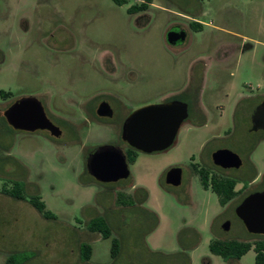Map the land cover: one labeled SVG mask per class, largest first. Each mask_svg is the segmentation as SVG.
I'll use <instances>...</instances> for the list:
<instances>
[{
    "label": "rangeland",
    "instance_id": "1",
    "mask_svg": "<svg viewBox=\"0 0 264 264\" xmlns=\"http://www.w3.org/2000/svg\"><path fill=\"white\" fill-rule=\"evenodd\" d=\"M141 2L149 3L145 14L130 11ZM134 21L153 22L142 30ZM164 21H200L202 28L191 30L187 47H170L163 37ZM103 55L113 56L129 72H140L137 105L156 102L164 89L181 87L191 69L198 72L203 66L205 121L184 123L165 151L129 149L135 158L130 176L105 187L88 181L83 147L119 140L112 132L92 126L77 141L72 134L53 141L41 130L14 129L1 116L0 264L22 251L30 258L22 264H256L254 247L240 259L210 251L216 238L255 241L264 236L251 235L241 223L230 233L221 228L225 207L203 186L194 165L217 177H245L231 206L264 189V129L251 128L254 106L264 98V0H0L2 110L15 97L35 93L48 97L50 110L69 121L73 103L63 102L60 111L52 101L58 96L54 91L69 89L70 72L80 76L78 87L71 89L88 90L91 82L101 80L90 72L101 70ZM224 56L228 59L220 61ZM216 143L227 144L250 164L248 175L216 167L211 159L221 145ZM176 165L183 169L182 182L170 187L164 174ZM13 180L24 183L27 196H40L54 218H43L27 200L4 194ZM120 191L136 197L135 210L142 217L137 227H117L121 213L134 209L114 206ZM98 202L119 216L109 238L86 229L93 214L89 207ZM114 237L121 241L116 258ZM82 242L92 249L88 261L80 257Z\"/></svg>",
    "mask_w": 264,
    "mask_h": 264
},
{
    "label": "flooded vegetation",
    "instance_id": "2",
    "mask_svg": "<svg viewBox=\"0 0 264 264\" xmlns=\"http://www.w3.org/2000/svg\"><path fill=\"white\" fill-rule=\"evenodd\" d=\"M140 4V3H139ZM149 7V3H147L146 7L138 8L137 10L133 12H140L141 14L146 13V9ZM141 16V15H140ZM136 25L139 28H142V30L148 29L150 24L153 21H134ZM201 22L200 21H172V22H163V26L165 27L164 30V39L165 42L167 43L168 46L173 47V46H180L182 48H185L189 45L191 42V30L192 29H198L202 28L201 27ZM204 57H202L200 60L203 61ZM99 61H101V64L103 65L101 67V70H92L90 72V75L94 76H101V80L99 81H94L91 82L89 85L88 90L84 89H71L72 88H77L75 79L76 76L80 78L79 75L75 73H67L66 77V83L68 84L67 88L70 89V91L62 90L59 88L54 91V95H58L55 98H52L53 103H56L57 108L61 111V106L63 102H72L73 103V110L69 114V121H65L66 119L62 118L61 114H55L53 113L48 105V97H43V95L35 94V93H30V94H24L15 97L7 106L5 109L0 108V117H4L6 123L11 126L5 117L4 112L9 108V106L19 98L23 96H34L36 97L42 104V108L44 111V115L50 121L54 126L58 127L59 133L54 135L52 134L50 129H36L34 131H25L27 133H32L38 130L44 131L45 134L48 136L50 140L53 141H59L62 138H66L68 135L72 134L75 136L74 140H79V136L81 132L87 133L88 131H91V127L95 126V128L99 131L104 130V131H110L112 132L115 136L116 139L118 138L119 140H112L108 142H99L96 144H93L89 147H83V167L85 170V173L87 174V179L88 181L96 182L98 184H102L105 187H110L113 185H116L118 183H121L122 181L126 180L127 178L124 179H119L117 181H101L97 180L93 175L90 174L89 172V166H88V160L94 155H96V151H99L102 149L104 146H114L118 149V151L121 152L125 156L126 162L129 167V163L134 161L135 158L133 155L130 154L129 149H135L138 151H141L133 146H131L128 141H126L123 138V127L125 124V121L127 118L132 114L133 111L136 109L140 108L142 106L141 104L137 105L136 104V97L138 96L136 92V85H138L137 81L140 76L139 71H131L124 69L123 67H119V65L114 61V57H108L106 55H103L102 58H99ZM120 62L123 63L122 59L120 58ZM196 74V77H195ZM111 78L113 81L108 82L107 79ZM207 79V73L204 72V68L202 66V69H200L198 72H194L193 69H191L186 76V81L183 83L181 87L170 85V87L167 89H164L159 97V99L156 102H169L173 100H181L187 103L188 105V117L183 121L181 126L184 123H190L195 126H200L199 124L200 120L205 121V111L202 108L201 104V93L203 90V87L205 86V81ZM49 84H57L52 81H47ZM58 86V85H57ZM71 86V87H70ZM263 96V95H262ZM262 101H264V98L260 99V101L254 106V109L252 111H255L257 108V105L260 104ZM153 103V102H152ZM145 105V104H144ZM199 106V108H198ZM252 119V116H251ZM203 121V122H204ZM253 126V123H252ZM12 127V126H11ZM14 128V127H12ZM253 129V127H251ZM16 129V128H14ZM21 130V129H17ZM254 130V129H253ZM260 130V129H259ZM258 131V130H255ZM261 131V130H260ZM179 132V131H178ZM178 134V133H177ZM74 138V137H73ZM176 140V139H175ZM216 141H224L223 139L216 138ZM232 140L230 139L228 142H231ZM175 142V141H174ZM213 142V140L209 141ZM208 142V143H209ZM220 145L221 143H216ZM173 145V144H172ZM171 145V146H172ZM170 146V147H171ZM169 147V148H170ZM230 149L234 151L232 148L227 146V144H221L218 148L212 151L211 153V159L212 162L214 163L213 160V153L219 149ZM167 150V149H166ZM165 151V150H164ZM143 152V151H142ZM161 152V151H160ZM235 152V151H234ZM236 153V152H235ZM202 158V156H201ZM200 158V161L202 159ZM101 160H107V157L102 156L99 158ZM242 165L239 168H224L220 165H217L214 163L216 167H218L222 171H227V170H235L238 172L243 173L244 175H248V172H250V167L251 165L246 163L244 160H242ZM98 165V163H95ZM199 166V165H198ZM196 166L194 165L195 170L199 173L200 178H202L200 171H208L209 174V179L211 180L212 178H215V174H210L209 169H205L203 166ZM173 167H181V166H172ZM169 168L166 170L164 174V182L168 186L172 187L174 185L168 184L167 183V172L171 169ZM182 168V167H181ZM252 168V167H251ZM130 170V169H129ZM182 174H183V169H182ZM130 176V175H129ZM222 177H228V178H234L237 180L236 185H235V191L236 186L240 180H244L245 177L238 178V177H229V176H223ZM219 177V178H222ZM202 182V179H201ZM264 183V180H263ZM264 190V189H262ZM262 190H254L250 192L249 194L256 192V191H262ZM124 195L130 196V194H126L125 191H120ZM119 193V192H118ZM248 194V195H249ZM237 194H235L231 199H229L225 204L221 203L225 207V215H227L226 219L224 222L221 224V228L225 231H228L230 233L232 228H237L239 227L240 223L245 227L247 230L248 228L246 227L244 221L239 217L237 214V207L242 203V201L248 196H244L237 204L231 206V203L234 201L235 197ZM133 197V196H132ZM134 198V197H133ZM136 198V197H135ZM134 198V199H135ZM127 203H119L116 200L117 205L115 204L114 206L117 209H120L123 207L126 208H132L134 207L133 210L127 211V212H122L120 217L121 218V226H117V215H115L114 210L110 205L104 204V202H98L93 206H90V210L93 212V214L88 218V221L86 222V229L89 232H97V231H92L89 229L90 222L93 219H96L98 217H102L106 224L111 228L112 233L113 229L117 226L118 228H126L130 229L133 227H137L138 224L142 222V217L140 216L139 212L135 210V207H138L136 205V199L135 202L132 204L129 202V199H127ZM233 208V211L230 212V209ZM237 220L238 222L236 223L235 226H232L233 220ZM135 221V225H132V222ZM228 223V229L224 227L225 224ZM78 231L82 229V227L77 228ZM249 231V230H248ZM250 232V231H249ZM99 233V232H97ZM101 234V233H99ZM251 235H261L264 236V234H257V233H252L250 232ZM221 240H238V241H251V240H240L237 238H218ZM257 241V240H255ZM251 241V242H255ZM85 243V242H82ZM255 249V245L253 246Z\"/></svg>",
    "mask_w": 264,
    "mask_h": 264
},
{
    "label": "water",
    "instance_id": "3",
    "mask_svg": "<svg viewBox=\"0 0 264 264\" xmlns=\"http://www.w3.org/2000/svg\"><path fill=\"white\" fill-rule=\"evenodd\" d=\"M7 122L16 129L34 131L50 129L59 133L46 116L41 102L34 96H23L14 101L4 112ZM188 117V105L181 100L153 102L140 106L127 118L123 138L145 152L153 153L168 149L175 141L183 121ZM253 129H264V101L252 114ZM102 156L107 160H101ZM214 163L224 168H239L242 158L230 149L213 153ZM95 163H98L96 165ZM89 172L97 180L117 181L129 177L130 170L125 156L114 146H104L88 160ZM182 182V168L173 167L167 172V183L178 186ZM237 214L252 233L264 234V190L249 194L237 207ZM228 229V223L224 225Z\"/></svg>",
    "mask_w": 264,
    "mask_h": 264
},
{
    "label": "trees",
    "instance_id": "4",
    "mask_svg": "<svg viewBox=\"0 0 264 264\" xmlns=\"http://www.w3.org/2000/svg\"><path fill=\"white\" fill-rule=\"evenodd\" d=\"M116 2L122 4L127 0H115ZM146 2H141L140 4H132L130 11L133 12L138 8L146 7ZM202 176V184L205 188H211L219 197L220 202L225 204L229 199H231L235 194V185L237 180L228 177H215L211 180L209 179L208 171H200ZM24 183L19 180H13L10 189H4L3 193L7 194L15 199L27 200L41 215L43 218L50 219L54 218V215L45 209L43 201L38 195H29L25 193ZM117 199L119 203H127L129 199L130 203H134L135 199L130 195H124L122 192L117 194ZM89 229L92 231H97L102 234L103 237L109 238L112 236L111 228L106 224L102 217L93 219L90 222ZM255 245L256 251V264H264V239L257 240L255 242L251 241H238V240H221L214 239L210 243V251L213 254L220 255L224 258H237L240 259L248 251H250ZM121 246V241L118 237H114L112 241V256L116 258L119 254ZM80 257L84 261H88L91 256V246L89 243H81L79 247ZM30 259L26 255L25 251L12 253L6 258V264H22L24 261Z\"/></svg>",
    "mask_w": 264,
    "mask_h": 264
},
{
    "label": "crops",
    "instance_id": "5",
    "mask_svg": "<svg viewBox=\"0 0 264 264\" xmlns=\"http://www.w3.org/2000/svg\"><path fill=\"white\" fill-rule=\"evenodd\" d=\"M228 59V56H224L223 59H221L220 61L225 62Z\"/></svg>",
    "mask_w": 264,
    "mask_h": 264
}]
</instances>
